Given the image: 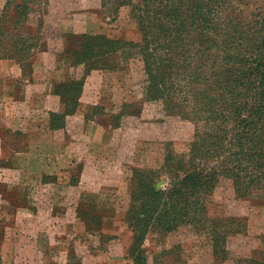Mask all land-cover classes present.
<instances>
[{
    "label": "trees",
    "instance_id": "obj_1",
    "mask_svg": "<svg viewBox=\"0 0 264 264\" xmlns=\"http://www.w3.org/2000/svg\"><path fill=\"white\" fill-rule=\"evenodd\" d=\"M198 1L142 0L133 4L131 0L117 3L110 0L116 9L132 4L141 27L146 24L138 13L142 5L156 9L152 17L155 32L151 31V38L148 39V31L142 28L144 43H132L133 46L140 44L141 51L146 53L148 93L165 101L169 111L198 123L188 158L176 159L170 152L164 159L162 166L170 176V185L159 186L156 179L161 172L155 168L134 170L132 202L127 212L134 232L130 252L152 229L167 233L187 224L203 228L197 223L209 219L210 199L221 178L231 180L239 199H247L255 190L264 189V22L247 20L248 16L256 17L253 10L246 15L239 10L238 18L228 19L225 0ZM260 3L264 5V0ZM256 10L257 15L264 16V7ZM167 11L173 14L165 15ZM20 14L22 11H16L10 20H6L8 15H0V22L11 23L8 35L0 27V58L13 57L24 63L26 60L16 54L19 46L28 44L25 49L30 54L29 60L40 46L38 30L32 33L34 38H29L30 43L15 31ZM230 21L236 30L229 29ZM76 36L83 43L75 48L69 39L64 53L74 64H84L85 74L116 66L99 59L106 54L107 61L111 62L109 53L116 52V48L106 49V43L117 44L122 40L103 33ZM7 37L12 49L7 45ZM65 87V93L75 97L73 93L79 85ZM180 94L182 101L178 98L173 104ZM189 101L195 104L194 117H189L183 109ZM120 123L121 119L114 125ZM247 222L246 216L210 217L217 251L228 254L229 239L246 233ZM250 261L264 264L258 257Z\"/></svg>",
    "mask_w": 264,
    "mask_h": 264
},
{
    "label": "crops",
    "instance_id": "obj_2",
    "mask_svg": "<svg viewBox=\"0 0 264 264\" xmlns=\"http://www.w3.org/2000/svg\"><path fill=\"white\" fill-rule=\"evenodd\" d=\"M60 2L49 0L58 33L45 39L47 48L36 49L28 63L0 58L4 264H21L23 244L27 264H50L55 257L71 264L69 248L54 254L53 238L70 228H93L88 213L99 217L105 232L120 225L117 217L131 227L127 212L134 170L149 161L142 145L149 141L146 125H109L98 113L112 94L118 67L85 74L84 64H74L64 53L71 35L96 30L93 12L85 14L73 2ZM74 83L79 88L72 97L65 86ZM80 256L78 264H85L86 254Z\"/></svg>",
    "mask_w": 264,
    "mask_h": 264
},
{
    "label": "rangeland",
    "instance_id": "obj_3",
    "mask_svg": "<svg viewBox=\"0 0 264 264\" xmlns=\"http://www.w3.org/2000/svg\"><path fill=\"white\" fill-rule=\"evenodd\" d=\"M117 1L120 0H115L116 3ZM64 2H73L75 7H78L85 14L93 12L96 30L90 31L91 34L103 33L109 37L122 40L117 44L106 43V49L108 47L116 48L114 49L116 52L109 53L108 51L112 56L111 62L107 61L106 54L99 59L109 65H116L115 67L118 69L113 76L111 75L115 81L110 90L112 94L109 96L107 104L99 105L98 113L101 114L100 118L109 125H114L121 119L120 124L127 123L135 127L147 126V132H144V136L148 135L149 141L142 145H145L143 154L149 158V161L143 166H136V168L151 165L149 167H154L157 172H161V175L156 179L159 186L167 187L171 183L170 176L164 172V165H161L170 152L172 157L176 159L188 158L198 123L196 120L179 116L178 112L169 111L165 101L153 98L148 93L150 78L146 70V53L141 51L140 44L133 46L132 43L142 41V28L148 31V39L151 38V31L155 32L152 17L155 15L156 9L142 5V11L138 13L142 15L146 24L141 27L133 13L132 4H123L119 9H116V4L110 0H106V3L103 0H61L60 3ZM140 2L142 0H131L133 4ZM225 2L227 3L225 16L228 19L238 18L239 10H241L242 15L251 13L253 10L256 17L248 16L247 20L260 19L259 24L264 22L262 21L264 16L257 15L256 12L259 6L264 7L260 0H225ZM16 11H22V14L19 15V22L16 23L17 30L15 31L20 33L21 38L22 36L28 38L30 43L29 38H34L32 33H37L38 30V45L41 49L47 48L45 39L58 33L57 15L54 13L55 11L51 12L49 0H0V15H8L6 20L12 19ZM171 14L173 13L169 11L165 13V15ZM98 21H101L100 24ZM10 24L9 21L0 22V27L6 30L5 35L11 31L8 29ZM233 24L230 21L229 29L231 31L236 30ZM75 35L79 34L71 35L70 39L74 42V47L79 48L83 42ZM8 39L10 38L7 37L6 39L7 45L12 49ZM42 39H44V43L41 42ZM88 41V46H92L89 45ZM25 45L28 46V44ZM25 45L19 46L16 54L20 58H24L25 63H28L30 54L26 51ZM107 69L109 68L97 70ZM172 81L173 78H171L170 84ZM188 87L190 89L191 86ZM189 89L187 95L190 96ZM178 98L182 101L180 94L177 98L175 97L173 104ZM182 105L185 104L182 103ZM194 105L193 102L189 101L183 108L189 117H194L192 113ZM134 110L135 112H133ZM147 157H144V162ZM113 182L116 184L115 181ZM209 207V219L197 223L203 228L195 226L196 224H187L167 233L152 229L131 252L130 245L133 242L134 232L131 227L121 221L120 217L116 218L120 225L117 228H107L108 232H105L106 229L103 231L99 228V217L95 213H88L87 215L90 216L91 224L94 227L89 229L90 231L84 227H79L70 228L69 232H63V234L56 232L52 244L54 254L58 253L60 256L63 249L69 248V251L73 253L70 260L71 264L81 262L80 254L82 253L87 256L85 264H139L136 259L142 261L141 264H253L250 260L256 257L264 261L263 188L255 190L247 199H239L236 197L231 180L221 178L211 196ZM114 214L117 215L118 212ZM223 215L246 216L248 220L247 232L229 239L228 254L217 251L214 246L210 223V217ZM22 247L23 259L21 264H27L25 259L28 255L27 248L25 244ZM61 259V257H55L53 261L49 260L48 263L66 264ZM43 262L45 263V259ZM0 264H4V262L0 261Z\"/></svg>",
    "mask_w": 264,
    "mask_h": 264
}]
</instances>
